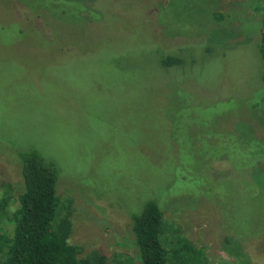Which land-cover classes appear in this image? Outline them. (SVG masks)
<instances>
[{
  "label": "rangeland",
  "instance_id": "rangeland-1",
  "mask_svg": "<svg viewBox=\"0 0 264 264\" xmlns=\"http://www.w3.org/2000/svg\"><path fill=\"white\" fill-rule=\"evenodd\" d=\"M262 16L256 0H0V203L34 148L81 257L141 264L131 217L153 200L175 264H264ZM175 49L184 64L162 67Z\"/></svg>",
  "mask_w": 264,
  "mask_h": 264
},
{
  "label": "trees",
  "instance_id": "trees-1",
  "mask_svg": "<svg viewBox=\"0 0 264 264\" xmlns=\"http://www.w3.org/2000/svg\"><path fill=\"white\" fill-rule=\"evenodd\" d=\"M256 1L263 9L258 55L264 82V0ZM169 53L161 57L162 67L184 64L180 50ZM16 156L21 191L16 197H6L0 203V224L4 218L11 224L10 233L0 225V264H105V256L100 251L92 250L81 257L80 247L69 242L70 212L64 215L61 212L57 194L60 171L56 162L34 148L16 151ZM259 168L258 164L254 172L260 173ZM162 220L163 213L153 200L147 201L141 212L131 217V231L141 264H175V258L170 257L171 252L161 240ZM182 252L183 249L175 256L180 254L182 258Z\"/></svg>",
  "mask_w": 264,
  "mask_h": 264
}]
</instances>
